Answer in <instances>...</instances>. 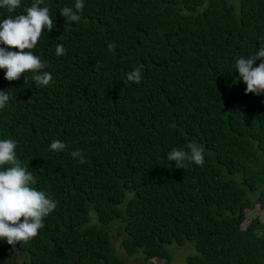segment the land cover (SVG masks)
Here are the masks:
<instances>
[{
    "label": "trees",
    "instance_id": "obj_1",
    "mask_svg": "<svg viewBox=\"0 0 264 264\" xmlns=\"http://www.w3.org/2000/svg\"><path fill=\"white\" fill-rule=\"evenodd\" d=\"M32 3L0 9V22ZM74 4L40 5L54 20L32 50L47 86L0 70V91L15 97L0 140L16 142L57 204L29 242L0 241V264H123L116 220L125 255L145 264H169L170 247L187 244L186 264H264V225L243 229L248 210H264V95H245L235 67L264 47V0H83L73 23L59 12ZM138 65L137 84L126 74ZM53 140L66 149L52 152ZM189 143L205 162L177 169L167 156Z\"/></svg>",
    "mask_w": 264,
    "mask_h": 264
},
{
    "label": "clouds",
    "instance_id": "obj_2",
    "mask_svg": "<svg viewBox=\"0 0 264 264\" xmlns=\"http://www.w3.org/2000/svg\"><path fill=\"white\" fill-rule=\"evenodd\" d=\"M43 3L44 0H35L30 7H26V14L10 16L0 22V70L4 71V79L8 82L23 77L24 83L32 80L40 86H47L52 80V75L44 71L47 65L32 51L44 30L51 32L54 29L49 8L40 6ZM20 6L21 0H0V9H6L8 13H14ZM83 8V0H75L74 7H63L59 15L75 23L81 20ZM55 52L57 56L64 55L63 45L57 44ZM257 61L260 63L254 67ZM235 67L240 80L246 85L245 95H264V47L248 58L241 56L236 59ZM142 71L143 65H138L126 74V79L138 84ZM13 98L8 91H0V110ZM16 147L13 140H0V241L13 247L35 238L44 226V219L57 207L45 192L34 187L37 183L34 174L29 171V164L17 158ZM66 147L60 140H53L49 145L52 152H63ZM187 149L173 148L167 160L174 162L177 169L189 164H204V153L200 146L189 143ZM72 155L80 157V164L86 162L82 150L76 149Z\"/></svg>",
    "mask_w": 264,
    "mask_h": 264
},
{
    "label": "rangeland",
    "instance_id": "obj_3",
    "mask_svg": "<svg viewBox=\"0 0 264 264\" xmlns=\"http://www.w3.org/2000/svg\"><path fill=\"white\" fill-rule=\"evenodd\" d=\"M258 220L262 225H264V210H262L259 205L255 206L253 210L247 211V218L243 224V229L249 226L254 220ZM109 235L111 237L115 251L118 253L120 260L123 264H145L142 256L136 255L133 257H127L122 249V232L123 225L121 220L114 221L108 228ZM171 261L169 264H186V258L192 253L191 245L185 246H172L170 247ZM22 264V263H20ZM146 264H166L165 261L153 260Z\"/></svg>",
    "mask_w": 264,
    "mask_h": 264
}]
</instances>
